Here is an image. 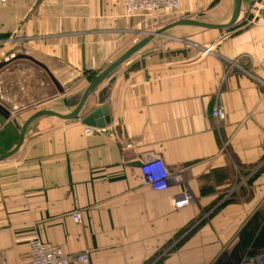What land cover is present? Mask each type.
<instances>
[{
  "label": "crops",
  "instance_id": "1",
  "mask_svg": "<svg viewBox=\"0 0 264 264\" xmlns=\"http://www.w3.org/2000/svg\"><path fill=\"white\" fill-rule=\"evenodd\" d=\"M234 5L181 0L173 15L129 17L122 0H0V135H17L37 103L58 99L73 111L92 74L151 34L183 19L227 24ZM259 7L264 0H242L229 30L178 26L155 35L91 95L79 119L33 123L18 153L0 163V261L28 264L30 243L40 240L68 255L89 252V264H154L209 209L219 211L204 218L200 234L209 237L213 226L217 239L227 238L231 226L233 235L249 215L258 218L264 198V168L253 176L264 159ZM206 14L217 18L198 17ZM217 104L222 121L212 115ZM105 105L106 131L87 136L83 118ZM153 156L172 176L163 192L146 186L141 173ZM238 170L251 176L248 196L234 187ZM235 191L236 202L220 204V194ZM185 193L194 201L177 210L172 200ZM262 234L261 222L244 240Z\"/></svg>",
  "mask_w": 264,
  "mask_h": 264
},
{
  "label": "rangeland",
  "instance_id": "2",
  "mask_svg": "<svg viewBox=\"0 0 264 264\" xmlns=\"http://www.w3.org/2000/svg\"><path fill=\"white\" fill-rule=\"evenodd\" d=\"M179 8L172 10H161L155 13H162L165 16H169L178 12ZM198 17H200V19L217 18V17L215 18L209 17L208 14L199 15ZM96 75L97 73L92 74L86 83H90ZM67 91H69V89H67ZM75 99L76 98H73L72 101L70 102H74ZM57 100L55 101V99H51L44 103H37L32 107L33 108L32 110L36 112L39 110L51 109L52 111L61 114H68L69 109L64 108L63 105H58L59 103ZM40 120H45L54 123L60 122V120L52 119V118H42ZM16 139L17 137L11 139L13 141V145L15 144ZM262 168H264V159L263 162L260 164V167L257 169L255 175L253 176L254 177L257 176L261 172ZM237 175H241V176L240 177L238 176L239 177L238 178ZM236 177H237L236 179L237 181L235 182L234 187L241 185V189L245 190V192H243L242 195L244 196L250 195L251 192L249 193V190L248 188H246V186H248L251 189L250 187L251 184L249 183L251 176L249 175L247 176L246 174H244L242 170H238ZM240 195L241 193L239 191H235L232 193L229 192L222 193L220 194L218 201L220 202V204H223L224 202L227 201L236 202L239 199ZM260 206H262L259 209L260 210L259 212H261V214H259L258 218L253 217L249 219L250 216L249 215L247 219H245V222L236 228L233 235L230 234L228 235V232L232 233L233 231V227L231 226L228 229V231H226L225 237L227 236V238L225 239L215 238L217 234L216 233L212 234V231L214 232L216 231L213 226H210V228H212V231H210L209 237L202 236L200 234L203 228L202 223L205 222L203 221L204 218L207 221L209 218H211L219 211V208L209 209L207 212L202 213L199 216V218L196 220L197 224L191 225L189 228H187L188 229L187 232L181 233L177 236L175 246H172V248L169 247L162 249L155 258L154 264H164L165 263L164 261L171 258L175 259L176 264H246L249 258L253 256L250 254V251L251 248H253V245L256 243V240H253V237L248 240H244V239L247 234L248 236H251L250 233L254 230L256 226L259 227L261 222L264 223V198ZM215 227L219 228V226L217 225ZM89 263H90V258H89Z\"/></svg>",
  "mask_w": 264,
  "mask_h": 264
},
{
  "label": "built area",
  "instance_id": "3",
  "mask_svg": "<svg viewBox=\"0 0 264 264\" xmlns=\"http://www.w3.org/2000/svg\"><path fill=\"white\" fill-rule=\"evenodd\" d=\"M123 8L127 16L136 15H152L161 10H172L180 7L181 0H122ZM263 9L259 7L255 10V14L259 15V11ZM214 119L222 121L225 119L223 107L218 104L214 107L212 113ZM105 132L106 128L95 129L92 127L85 128V134L91 136L93 132ZM141 173L144 178L145 185L154 191L163 192L169 187V181L172 178L164 161L157 156L147 158L141 167ZM179 176H177V179ZM194 201L191 194L185 193L180 199H173L172 203L175 208L186 207ZM75 222H81V214L73 213ZM31 257L28 264H88L89 252H82L76 255H68L59 247L45 244L40 240H33L30 243ZM0 264H7L5 260H1ZM246 264H264V240L258 253L251 256Z\"/></svg>",
  "mask_w": 264,
  "mask_h": 264
},
{
  "label": "water",
  "instance_id": "4",
  "mask_svg": "<svg viewBox=\"0 0 264 264\" xmlns=\"http://www.w3.org/2000/svg\"><path fill=\"white\" fill-rule=\"evenodd\" d=\"M242 13V0H235V5L232 12V18L227 24H210L201 22L198 20H189L183 19L178 20L163 29L156 32V34H151L148 38H144L137 44H135L132 48H130L127 52H125L122 56L116 59L114 62L109 64L106 68H104L88 85L83 94L79 97V103L76 108L68 114H61L52 110H39L32 114L21 127L18 128V137L15 146L9 150L8 152L0 155V163L11 159L15 156L20 150L21 146L24 143L27 132L33 128H36L38 124L32 126L33 123L42 119V118H52L58 119L62 121H73L80 118L81 113L84 110V107L87 104L88 99L91 95L101 86V84L119 67H121L125 62H127L130 58H132L135 54H137L142 48H144L148 43H150L155 35L163 34L165 31L169 29L178 27V26H191L197 28H203L207 30H229L238 23L240 16ZM259 14L264 15V9L259 11ZM83 122L86 126L92 128L103 129L108 124H110V116H109V108L108 106H103L100 109L95 110L90 115L83 118Z\"/></svg>",
  "mask_w": 264,
  "mask_h": 264
},
{
  "label": "trees",
  "instance_id": "5",
  "mask_svg": "<svg viewBox=\"0 0 264 264\" xmlns=\"http://www.w3.org/2000/svg\"><path fill=\"white\" fill-rule=\"evenodd\" d=\"M97 76V75H96ZM95 76V77H96ZM94 77V78H95ZM93 78V79H94ZM92 79V80H93ZM18 137V134L15 135L13 132H11L10 130H7V132H5L4 134L0 135V155L1 154H4L6 152H8L9 150H11L16 142H17V139H16V142L15 144L13 145V141L11 139L13 138H16ZM253 240H256V243L253 245V248H251V251H250V254L251 255H255L256 252L258 250H260L261 246H262V241L264 240V234L260 235L259 237L257 238H254ZM259 252V251H258ZM257 252V253H258Z\"/></svg>",
  "mask_w": 264,
  "mask_h": 264
},
{
  "label": "bare ground",
  "instance_id": "6",
  "mask_svg": "<svg viewBox=\"0 0 264 264\" xmlns=\"http://www.w3.org/2000/svg\"><path fill=\"white\" fill-rule=\"evenodd\" d=\"M179 179V178H178ZM181 208H184V207H181ZM181 208H177V209H181Z\"/></svg>",
  "mask_w": 264,
  "mask_h": 264
}]
</instances>
